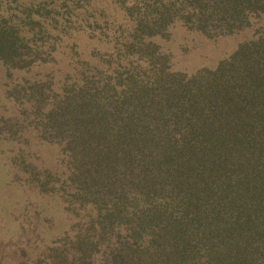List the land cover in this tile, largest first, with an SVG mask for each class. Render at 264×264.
I'll use <instances>...</instances> for the list:
<instances>
[{
    "label": "trees",
    "instance_id": "16d2710c",
    "mask_svg": "<svg viewBox=\"0 0 264 264\" xmlns=\"http://www.w3.org/2000/svg\"><path fill=\"white\" fill-rule=\"evenodd\" d=\"M0 62V264H264V0H0Z\"/></svg>",
    "mask_w": 264,
    "mask_h": 264
},
{
    "label": "rangeland",
    "instance_id": "374dc122",
    "mask_svg": "<svg viewBox=\"0 0 264 264\" xmlns=\"http://www.w3.org/2000/svg\"><path fill=\"white\" fill-rule=\"evenodd\" d=\"M170 33V38L168 40L161 39L160 44L163 49L171 53L172 67L187 72H195L199 69L213 66L220 58L229 54L236 47L242 36L247 34L242 33L235 36H225L217 40H209L202 35L187 30L181 25L171 27ZM23 75H27V73L25 71H15L12 75H7L6 69L0 62V116L8 117L13 112L12 100L8 97L6 91L19 76ZM54 153L55 151L52 147L43 149L46 159L52 163L55 162ZM5 199V196L0 195V204L4 205ZM52 213L58 214L56 207L52 209ZM1 216L7 217L0 209V218ZM57 221L59 227L64 224V220L60 217H57ZM0 222L6 225V221L0 219ZM53 233L55 231H50L47 235L50 236Z\"/></svg>",
    "mask_w": 264,
    "mask_h": 264
}]
</instances>
